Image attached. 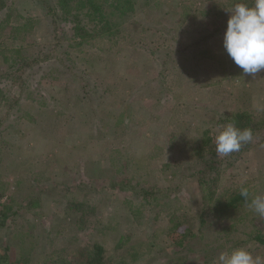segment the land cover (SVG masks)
<instances>
[{
  "label": "rangeland",
  "instance_id": "1",
  "mask_svg": "<svg viewBox=\"0 0 264 264\" xmlns=\"http://www.w3.org/2000/svg\"><path fill=\"white\" fill-rule=\"evenodd\" d=\"M13 2L33 25L22 58L40 59L0 82V263L67 264L97 247L111 264L264 257L248 206L264 195L263 130L222 161L212 200L193 155L203 132L216 152L227 116L264 121V71L245 76L222 44L242 0H134L115 42L88 45L36 0ZM242 188L248 201L213 210ZM177 222L193 234L182 245Z\"/></svg>",
  "mask_w": 264,
  "mask_h": 264
},
{
  "label": "trees",
  "instance_id": "2",
  "mask_svg": "<svg viewBox=\"0 0 264 264\" xmlns=\"http://www.w3.org/2000/svg\"><path fill=\"white\" fill-rule=\"evenodd\" d=\"M14 0H0V66L3 72L0 73L1 79L5 76L17 75L24 72L27 67L37 64L40 59V54L31 55V62L22 58L24 55L22 49L28 44V36L32 31L31 17H23L17 12L13 6ZM50 19L52 25L58 23H66L70 25L73 37L78 40L79 45L89 44L99 41L115 42L119 36V30L124 25L128 15L134 11V0H36ZM242 3H247L249 6L253 0H242ZM27 43V44H26ZM47 57H44L46 59ZM12 61V62H11ZM21 76V74H20ZM25 83L22 79L20 87ZM13 105L10 102V107ZM250 116L246 112H238L232 116H227L221 120L222 124L235 122V126L244 129L251 128L253 136L260 129L264 135V121L254 123L250 121ZM1 125V122H0ZM251 146V141L244 144L240 151H244ZM212 139L209 137V132H203L202 138L193 149L195 162L200 165L197 172L199 175V185L207 187L210 190L208 197L213 199V187L215 177L218 175V170L222 161L228 160L234 156L236 152L225 156L221 160L218 154L213 150ZM239 151V152H240ZM1 189V188H0ZM149 192V191H148ZM148 192L145 191L143 196L146 198ZM245 200L240 193L232 194L228 200L223 202L214 200L213 210L217 213L227 211L230 208H235L238 204ZM1 218V217H0ZM3 218V217H2ZM4 219V218H3ZM173 218L171 221L173 222ZM3 221V220H2ZM0 220V223H3ZM176 237L179 236L178 245L183 244V239L193 236L189 227H184L183 222L175 223ZM182 231V233H181ZM173 237V238H176ZM258 242L264 243V238L258 234L255 237ZM80 261L70 260L67 264H111L105 260L103 251L97 247V250L86 256ZM5 261V260H4ZM8 260L4 264H8ZM1 264V263H0ZM12 264V263H10ZM33 264V263H27ZM52 264V263H48Z\"/></svg>",
  "mask_w": 264,
  "mask_h": 264
},
{
  "label": "clouds",
  "instance_id": "3",
  "mask_svg": "<svg viewBox=\"0 0 264 264\" xmlns=\"http://www.w3.org/2000/svg\"><path fill=\"white\" fill-rule=\"evenodd\" d=\"M223 34V48L234 63L243 70L245 76H255L264 71V0L234 3ZM253 138L251 128L240 129L235 122L217 130L216 152L228 156L240 151ZM240 195L248 201L249 190L242 188ZM248 206L264 218V195L254 196ZM215 264H264V257L240 247L219 254Z\"/></svg>",
  "mask_w": 264,
  "mask_h": 264
}]
</instances>
